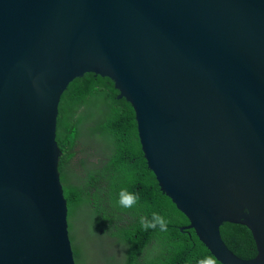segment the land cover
I'll return each instance as SVG.
<instances>
[{
	"label": "water",
	"instance_id": "1",
	"mask_svg": "<svg viewBox=\"0 0 264 264\" xmlns=\"http://www.w3.org/2000/svg\"><path fill=\"white\" fill-rule=\"evenodd\" d=\"M88 72L134 107L181 230L221 264H264V0H0V264H77L57 126ZM225 222L251 229L255 258Z\"/></svg>",
	"mask_w": 264,
	"mask_h": 264
},
{
	"label": "trees",
	"instance_id": "2",
	"mask_svg": "<svg viewBox=\"0 0 264 264\" xmlns=\"http://www.w3.org/2000/svg\"><path fill=\"white\" fill-rule=\"evenodd\" d=\"M119 94L111 78L88 72L74 79L61 98L57 126L62 150L59 167L69 206L76 263L85 262L74 233L76 215L83 207L92 210L98 227L123 250V264H198L199 260L214 256L195 230H181L190 223L189 219L161 190L148 167L134 107L125 97L119 98ZM85 133L101 139L104 155L87 154L94 147L83 142ZM124 189L138 197L137 203L128 209L118 203ZM153 213L168 222L166 232L159 227L145 230L141 226L140 218L151 220ZM221 234L239 257L253 259L258 255L256 240L248 226L225 222ZM217 264L221 263L217 260Z\"/></svg>",
	"mask_w": 264,
	"mask_h": 264
},
{
	"label": "rangeland",
	"instance_id": "3",
	"mask_svg": "<svg viewBox=\"0 0 264 264\" xmlns=\"http://www.w3.org/2000/svg\"><path fill=\"white\" fill-rule=\"evenodd\" d=\"M93 139L87 135L83 136V142L87 147H94L89 152H97L104 155L103 142L101 139ZM81 166L78 173L84 171ZM76 174L75 176H79ZM70 225V223H69ZM76 241L82 247L85 255L84 264H123L121 256L123 250L118 247L115 239L112 238L104 229L98 227L97 216L94 215L89 207H83L76 215L74 224Z\"/></svg>",
	"mask_w": 264,
	"mask_h": 264
},
{
	"label": "clouds",
	"instance_id": "4",
	"mask_svg": "<svg viewBox=\"0 0 264 264\" xmlns=\"http://www.w3.org/2000/svg\"><path fill=\"white\" fill-rule=\"evenodd\" d=\"M137 200L138 197L128 193L127 190L124 189L120 192V199L118 203L120 207L128 209L133 207L137 203ZM140 224L145 230L149 228L156 229L157 227H159V229L163 232L168 230V222L158 213H153L151 220H148L146 217H141ZM198 264H217V260L214 256H207L199 260Z\"/></svg>",
	"mask_w": 264,
	"mask_h": 264
}]
</instances>
